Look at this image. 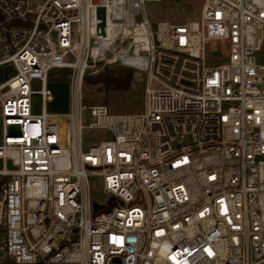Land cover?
<instances>
[{"label":"built area","instance_id":"obj_1","mask_svg":"<svg viewBox=\"0 0 264 264\" xmlns=\"http://www.w3.org/2000/svg\"><path fill=\"white\" fill-rule=\"evenodd\" d=\"M148 1L0 0V66L14 70L0 83V264H264V0H203L197 20L154 31ZM209 40L225 62L205 63ZM97 62L144 84L142 112L82 103ZM61 68L67 110L48 112ZM84 127L109 137L84 149Z\"/></svg>","mask_w":264,"mask_h":264},{"label":"rangeland","instance_id":"obj_2","mask_svg":"<svg viewBox=\"0 0 264 264\" xmlns=\"http://www.w3.org/2000/svg\"><path fill=\"white\" fill-rule=\"evenodd\" d=\"M202 3L203 0L148 1L144 4V12L153 21L169 20L175 23L185 22L199 18ZM227 52L228 45L226 42L209 40L205 45L203 53L205 63L208 66L221 64L226 61ZM13 74L14 70L10 65L0 66V83ZM70 75L71 70L68 68L66 72H63L61 69H53L49 72L48 87L51 89L54 99L53 101L47 102L45 107L46 111H61L67 105ZM105 77L120 80L121 84H127L128 86L120 89H106L105 84L102 82ZM30 87L32 90H39V80L32 79ZM143 88L144 84L134 80L131 70L117 64L97 62L90 64L82 77V103L85 106L105 104L107 110L114 114L139 113L144 109ZM32 100L33 112H39L42 108L39 95L33 94ZM17 128L18 126L16 125L8 127V129ZM108 137V132L102 129L84 127L81 131V141L84 149L90 144L97 143ZM89 182L90 197L100 202L106 201L107 196L102 191L100 177L91 176ZM114 263L119 264V260L115 259Z\"/></svg>","mask_w":264,"mask_h":264},{"label":"water","instance_id":"obj_3","mask_svg":"<svg viewBox=\"0 0 264 264\" xmlns=\"http://www.w3.org/2000/svg\"><path fill=\"white\" fill-rule=\"evenodd\" d=\"M96 17L100 20L97 24V30L100 31L101 35H104V8L102 6H99L96 8ZM151 29L154 31L156 29V21H152L151 22ZM8 166L11 167V162L8 160ZM0 166H1V159H0ZM114 198L110 197L108 200V203L113 201ZM102 206L97 204V203H93V210L99 209ZM73 238H75V236H73Z\"/></svg>","mask_w":264,"mask_h":264},{"label":"bare ground","instance_id":"obj_4","mask_svg":"<svg viewBox=\"0 0 264 264\" xmlns=\"http://www.w3.org/2000/svg\"><path fill=\"white\" fill-rule=\"evenodd\" d=\"M109 25L111 26V25H113V23L112 22H109ZM142 28V27H141ZM141 28H139V29H137L136 30V32L134 33V38L136 39V40H142V41H146V35L144 34V30H143V28L141 29ZM114 33V28H108V35H112ZM124 33L126 34H128V33H130V31H129V29L128 28H125V30H124ZM101 47H105L108 43H109V40H110V37H107V35L106 36H101ZM95 50H98V49H93V51H95Z\"/></svg>","mask_w":264,"mask_h":264},{"label":"trees","instance_id":"obj_5","mask_svg":"<svg viewBox=\"0 0 264 264\" xmlns=\"http://www.w3.org/2000/svg\"><path fill=\"white\" fill-rule=\"evenodd\" d=\"M66 69H67V68H61V70H62L63 72H66ZM52 70H53V69H52ZM48 75H49V74H48ZM102 82L105 84L106 89H115V88H116V89H120V88H125V87L128 86L127 84H125V85L121 84V81H120V80H117V79H110V77H105V78H103ZM113 84H115V86H113ZM48 85H49V83H48ZM62 107H63V106H62ZM65 110H67V105L64 106L63 111H65Z\"/></svg>","mask_w":264,"mask_h":264},{"label":"crops","instance_id":"obj_6","mask_svg":"<svg viewBox=\"0 0 264 264\" xmlns=\"http://www.w3.org/2000/svg\"><path fill=\"white\" fill-rule=\"evenodd\" d=\"M55 112H64L63 110H61V111H55Z\"/></svg>","mask_w":264,"mask_h":264}]
</instances>
